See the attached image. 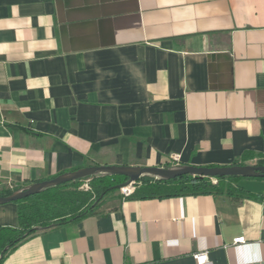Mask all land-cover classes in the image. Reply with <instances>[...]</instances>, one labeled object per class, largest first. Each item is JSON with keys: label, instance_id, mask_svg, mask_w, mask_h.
Segmentation results:
<instances>
[{"label": "crops", "instance_id": "obj_1", "mask_svg": "<svg viewBox=\"0 0 264 264\" xmlns=\"http://www.w3.org/2000/svg\"><path fill=\"white\" fill-rule=\"evenodd\" d=\"M246 151L264 156V0H0V191L88 166H232ZM237 185L264 195V180ZM17 226L16 205H0V227ZM200 252L264 264V204L115 191L0 264H195Z\"/></svg>", "mask_w": 264, "mask_h": 264}, {"label": "trees", "instance_id": "obj_2", "mask_svg": "<svg viewBox=\"0 0 264 264\" xmlns=\"http://www.w3.org/2000/svg\"><path fill=\"white\" fill-rule=\"evenodd\" d=\"M250 162L252 164H249ZM233 165L264 167V156L246 151ZM89 179V190H80L81 181L77 180L42 190L33 196L13 202L17 207L18 226L16 228L0 227V263L9 252L37 232L73 223L94 214L101 200L110 193L118 191V187L127 181L126 177L110 175H99ZM242 179L264 180V177L211 179L183 175L174 179H161L154 176H142L129 198L212 195L227 196L237 200L240 196H246L264 204V195L251 193L237 185ZM15 191V189L1 190L0 196H9Z\"/></svg>", "mask_w": 264, "mask_h": 264}, {"label": "water", "instance_id": "obj_3", "mask_svg": "<svg viewBox=\"0 0 264 264\" xmlns=\"http://www.w3.org/2000/svg\"><path fill=\"white\" fill-rule=\"evenodd\" d=\"M99 175L126 177L127 181L118 187L119 190L121 187L134 185L142 176H154L161 179H174L183 175H191L211 179L215 177L263 178L264 167L253 165H232L220 167H197L188 165L174 168L128 167L118 165L88 166L76 171L58 175L57 177L50 180L33 183L27 187H24L23 189L16 190L9 196H0V205L13 203L17 200L33 196L42 190L56 187L64 183H69L77 180L80 181L85 178Z\"/></svg>", "mask_w": 264, "mask_h": 264}, {"label": "built area", "instance_id": "obj_4", "mask_svg": "<svg viewBox=\"0 0 264 264\" xmlns=\"http://www.w3.org/2000/svg\"><path fill=\"white\" fill-rule=\"evenodd\" d=\"M178 157H172L171 159V163L170 165L167 167V168H174V167H179L180 165L178 164ZM81 183L85 182L83 188L82 187H79L80 190H89V181L90 179L89 178H85V179H82L80 180ZM213 183H215V181H213ZM135 185H129V186H126V187H121L118 192L120 193V195L123 197V198H129L134 189H135ZM245 239L244 237H239V238H236L232 241V245H236V244H239V243H244ZM193 259L195 261V264H206L208 262V255H207V252H200V253H196L193 255Z\"/></svg>", "mask_w": 264, "mask_h": 264}, {"label": "rangeland", "instance_id": "obj_5", "mask_svg": "<svg viewBox=\"0 0 264 264\" xmlns=\"http://www.w3.org/2000/svg\"><path fill=\"white\" fill-rule=\"evenodd\" d=\"M84 184H85V182H84V183H83V182H82V183H80V187H82V188H83L84 186H82V185H84Z\"/></svg>", "mask_w": 264, "mask_h": 264}]
</instances>
